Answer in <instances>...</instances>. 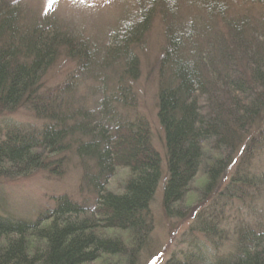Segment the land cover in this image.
Segmentation results:
<instances>
[{"label": "trees", "instance_id": "16d2710c", "mask_svg": "<svg viewBox=\"0 0 264 264\" xmlns=\"http://www.w3.org/2000/svg\"><path fill=\"white\" fill-rule=\"evenodd\" d=\"M189 1L140 0L123 37L97 45L0 0V182L62 177L74 155L86 195H58L35 221L0 206V264H156L161 190L165 216L187 228L165 264H264V165L250 171L264 156V0ZM158 18L164 151L133 94L136 49ZM62 55L81 71L47 88Z\"/></svg>", "mask_w": 264, "mask_h": 264}, {"label": "rangeland", "instance_id": "374dc122", "mask_svg": "<svg viewBox=\"0 0 264 264\" xmlns=\"http://www.w3.org/2000/svg\"><path fill=\"white\" fill-rule=\"evenodd\" d=\"M18 2L24 11L35 13L36 20L51 17L59 25L71 29L77 35L84 37L97 45L108 43V37L113 40L111 34L118 33L123 37L124 29L141 12L140 0H11ZM193 2V1H192ZM191 1L185 4L186 8L192 4ZM194 3V2H193ZM199 7L191 9V15L197 16L203 13ZM164 24L161 18L156 19L152 24V29L146 35L142 47L136 49L140 61V78L137 79L134 86V98L137 100V115L148 119L152 127V136L154 146L164 151L163 130L158 120V82L157 65L162 54ZM103 45V44H102ZM121 68V64L117 65ZM81 71L75 61H71L67 56L62 55L57 60L51 70L45 75V87L60 85L65 83L77 72ZM24 116L20 113L16 117ZM264 146V144H263ZM261 159V156H259ZM68 162L64 167V176L53 177L46 172H39L32 177L3 180L0 182V197H4L3 204L6 211L4 215L10 217L35 221L38 216L46 210L53 208L58 195L71 194L73 198H84L86 195L79 193L81 180L84 175L83 161L74 155H68ZM260 164V165H259ZM264 165V156L262 161L256 163L252 161L250 171H260ZM126 170L120 169L116 177L111 180L110 188L118 187V179L123 177ZM59 178V179H57ZM164 182V179L162 180ZM3 189V190H2ZM162 190L158 192L152 204L154 212L155 235L154 241L157 247L153 250V255L161 252L162 256H157L156 264H165L173 252L179 254L184 246L181 245L182 231L187 228L178 227L177 221H170L162 209ZM1 202V201H0ZM145 261L140 264H146Z\"/></svg>", "mask_w": 264, "mask_h": 264}, {"label": "bare ground", "instance_id": "6f19581e", "mask_svg": "<svg viewBox=\"0 0 264 264\" xmlns=\"http://www.w3.org/2000/svg\"><path fill=\"white\" fill-rule=\"evenodd\" d=\"M45 213V212H44ZM44 213H42V214H44Z\"/></svg>", "mask_w": 264, "mask_h": 264}]
</instances>
